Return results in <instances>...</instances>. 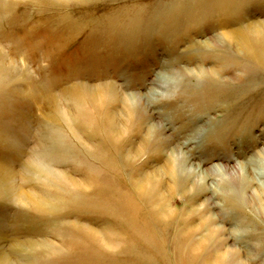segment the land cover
Returning <instances> with one entry per match:
<instances>
[{
	"label": "rangeland",
	"instance_id": "rangeland-1",
	"mask_svg": "<svg viewBox=\"0 0 264 264\" xmlns=\"http://www.w3.org/2000/svg\"><path fill=\"white\" fill-rule=\"evenodd\" d=\"M61 1L0 0L8 260L264 264V69L248 52L264 48V0ZM156 172L161 254L127 230L159 237L134 188Z\"/></svg>",
	"mask_w": 264,
	"mask_h": 264
},
{
	"label": "bare ground",
	"instance_id": "bare-ground-1",
	"mask_svg": "<svg viewBox=\"0 0 264 264\" xmlns=\"http://www.w3.org/2000/svg\"><path fill=\"white\" fill-rule=\"evenodd\" d=\"M63 1V0H62ZM61 1V2H62ZM239 2V1H238ZM124 6V5H123ZM203 7V6H202ZM144 10V9H143ZM147 14H145L144 16H146ZM150 16H151V14H150ZM152 17V16H151ZM144 19V18H143ZM147 20H148V18H147ZM113 21V20H112ZM115 22V21H114ZM147 22V21H146ZM138 23H136V25H137ZM144 24V23H143ZM129 26V25H128ZM135 27V26H134ZM258 27L259 26H256V28L255 29H257V30H255V33H254V35H256L255 36V40H257V41H261V42H263L262 40H263V37H264V32H261V31H259L260 30V28L258 29ZM254 40V41H255ZM243 43H244V41H242ZM246 42V41H245ZM246 46V45H245ZM254 48H251L248 52H250L249 53V56H251V58H250V60H251V62H252V64L255 66V67H258V68H261V69H264V48H262V46L260 45V44H257V45H255L254 44ZM250 48V47H249ZM246 51V54L248 53ZM1 52H3L2 51V49H1V47H0V67L2 68V70L4 71V69H3V65H4V61H6V59H4V57L5 56H2V53ZM4 55H5V53H3ZM16 54V53H15ZM15 56V55H14ZM7 57V56H6ZM12 63V62H11ZM226 63V62H225ZM243 65V64H242ZM244 65H246V64H244ZM227 66V65H226ZM239 66V65H238ZM13 68H15V67H13ZM12 68V70H14ZM236 68V67H235ZM11 69V68H10ZM11 70V72H13ZM2 72V71H1ZM20 76H21V74H20ZM5 78V77H4ZM35 85V84H34ZM3 89V88H2ZM112 89V88H111ZM39 91V90H38ZM215 92V91H214ZM210 93V92H209ZM226 94V93H225ZM113 95V94H112ZM214 96V95H213ZM210 97V96H209ZM212 98V97H211ZM217 98V97H216ZM115 100V99H114ZM113 103V102H112ZM115 103V102H114ZM79 115V114H78ZM240 115V114H239ZM130 121V120H129ZM101 128V127H100ZM160 128V127H159ZM107 130V129H106ZM111 132H112V130H111ZM112 133H115L114 131L112 132ZM124 133V132H123ZM114 135H116V133L114 134ZM114 135H111L112 137V139L113 140H115V137L116 136H114ZM88 154V153H87ZM84 167V166H83ZM40 169V168H39ZM110 170H112V169H110ZM45 171V170H44ZM14 172V171H13ZM110 172V171H109ZM4 173H5V171H4ZM86 173V172H85ZM113 173H115V172H113ZM159 172H156L155 174H154V178L153 179H148L147 181H143V182H141V184H136L135 185V191H137V195L141 198V200H142V202L144 203V204H146V206H147V204H151L152 203V205H154V203L156 204V206H154L155 207V211H157V213H159V217L157 216V214L156 213H153V212H150L149 213V216L150 217H152V222H153V224H152V229H154L155 227H162L160 230H159V233H160V235H158L159 237H156V236H151V232H149L148 230L150 229V227L148 228V227H146L147 225H144V226H140V225H134V223H127V225H128V228H127V230H129V232L130 231H133V233L135 234L134 236L135 237H139V238H143V240L146 242V244L147 243H149L150 241H152L153 243H154V245H151L150 247H154V249L156 250V252H158V253H160L161 254V248L163 247V244H162V242L161 241H163V218L166 220V218H167V215L164 213V207H163V200H161L160 198H158L159 196H160V184H159V182H158V178H157V174H158ZM6 174H8V173H6ZM6 174H5V176H6ZM11 174V173H10ZM40 174V173H39ZM52 175H53V173H52ZM61 175V174H60ZM109 175V174H108ZM159 175V174H158ZM10 176V175H9ZM12 176V175H11ZM43 176V175H42ZM3 177V176H2ZM16 177V176H15ZM11 178V177H10ZM43 178V177H42ZM47 178V177H46ZM52 178V177H51ZM70 178V177H69ZM66 179V178H65ZM49 180V179H48ZM69 180H72V178L71 179H69ZM45 181V180H44ZM63 181V180H62ZM66 181V180H65ZM77 181V180H76ZM46 183L48 182V181H45ZM44 182V183H45ZM50 182V181H49ZM64 182V181H63ZM71 182H74V180L73 181H71ZM9 182L7 181V184H8ZM15 183V182H14ZM69 183H70V181H69ZM76 183H78V182H76ZM85 183V182H84ZM136 183V182H135ZM6 184V183H5ZM58 184V183H57ZM64 184H66L65 182H64ZM72 184H74L75 185V183H72ZM79 184V183H78ZM87 184H89L88 183V181H87ZM86 184V185H87ZM110 184V183H109ZM67 185V184H66ZM69 185H71V183L69 184ZM69 185H67V186H69ZM77 185V184H76ZM7 186V185H6ZM19 186V185H18ZM18 186L16 187L14 184H10L9 185V191H10V194H11V196H9V197H12L13 199H15V200H17V203H18V201H21V199H22V192L20 191V189L18 188ZM67 186H65V187H67ZM72 186V185H71ZM82 186H84L83 185V183H82ZM55 187V186H54ZM73 187V186H72ZM81 187V186H80ZM85 187V186H84ZM88 187H90L89 185L87 186V188ZM53 188V187H52ZM69 188H71L70 186L68 187V189ZM74 188H75V186H74ZM81 188H83V187H81ZM86 188V187H85ZM87 188L85 189V190H87ZM66 189V188H65ZM76 189H77V187H76ZM79 189V188H78ZM77 189V190H78ZM75 190V189H74ZM82 190H84V189H82ZM70 191V193L71 192H73V190H68V192ZM67 192V193H68ZM78 192V191H77ZM162 193V192H161ZM8 196V195H7ZM128 197L129 198H132L130 195H128ZM128 197H124L125 199L124 200H128L129 198ZM11 198H9V200H10ZM24 199V198H23ZM22 199V200H23ZM37 200V199H36ZM51 202V201H50ZM14 203H15V201H14ZM22 203H23V201H22ZM167 204L165 203V205L164 206H166ZM125 206V205H124ZM47 207V206H46ZM53 207V206H52ZM119 207V206H118ZM117 209V208H116ZM121 209V208H120ZM129 213V212H128ZM167 213V212H166ZM119 214V213H118ZM135 214V213H134ZM136 215V214H135ZM137 216V215H136ZM133 217V216H132ZM133 219V221H135L134 219H135V217L134 218H132ZM132 221V222H133ZM87 229V228H86ZM89 230H90V228H88ZM157 229V228H156ZM93 230V229H92ZM91 230V231H92ZM87 232V231H86ZM132 233V232H131ZM91 234H92V236H93V239L94 240H97V241H99L101 244H102V248L104 249V248H107V247H110V246H112L111 245V243L108 245L106 242H105V240L103 241V239L102 238H98V234H96V233H93V232H91ZM90 234V235H91ZM4 238V237H3ZM2 237H1V239H3ZM6 240V239H5ZM184 240L185 241H187L185 238H184ZM3 241V240H2ZM188 242V241H187ZM187 242H185V244H186V248L188 247L187 245L189 244V243H187ZM33 244V243H32ZM38 244V243H37ZM116 246V245H115ZM184 246V245H183ZM182 246V247H183ZM34 247V246H33ZM197 249L199 248V250H200V252H202V253H200V254H203L204 252H205V250H206V247H207V245H206V243H204V242H202V243H200V244H197L196 246H195ZM194 247V248H195ZM0 248H1V246H0ZM46 248V247H45ZM118 248V247H117ZM2 249V248H1ZM0 249V250H1ZM14 249V248H13ZM43 249V248H42ZM109 249V248H108ZM112 249V248H111ZM3 250V249H2ZM16 250V249H15ZM18 250H19V248H18ZM18 250H16L17 251V253L19 252ZM40 250V252H41V249H39ZM11 251V250H10ZM22 251H23V249H22ZM44 251V250H43ZM192 251V253H193V250H190V252ZM7 252H9V250L7 251ZM15 252V251H14ZM30 252V251H29ZM36 252H37V249H36ZM39 252V253H40ZM24 253V252H23ZM22 253V254H23ZM27 253H28V251H27ZM232 253V252H231ZM0 264H13L10 260H8V256H7V253H6V251L5 250H3V251H0ZM16 254V253H15ZM19 254V253H18ZM32 254V253H31ZM37 254V253H36ZM21 255V254H20ZM188 256H190V255H188V252H187V254L185 255V257L183 256L182 257V259H181V261H180V264H199V257H200V255H198V253H193L192 255H191V257H188ZM16 257H18V256H16ZM19 258V257H18ZM17 258V259H18ZM31 258V257H30ZM212 259V258H211ZM132 260V259H131ZM29 262V261H28ZM208 262V261H207ZM206 262V263H207ZM31 264V263H30ZM208 264V263H207ZM210 264V263H209ZM212 264H228V261H227V259H226V257L225 256H220L216 261H214L213 262V259H212ZM236 264V263H235Z\"/></svg>",
	"mask_w": 264,
	"mask_h": 264
}]
</instances>
